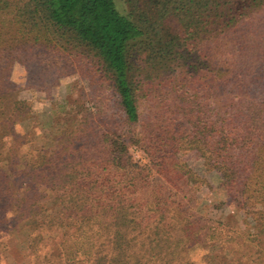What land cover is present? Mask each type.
Instances as JSON below:
<instances>
[{"label":"trees","instance_id":"1","mask_svg":"<svg viewBox=\"0 0 264 264\" xmlns=\"http://www.w3.org/2000/svg\"><path fill=\"white\" fill-rule=\"evenodd\" d=\"M29 45L54 58L82 54L110 81L124 125L102 130L108 174L70 144L22 155L8 148L32 110L10 78ZM151 97L189 132L145 119L141 100ZM62 130L61 142H74L76 130ZM132 145L149 163L133 160ZM194 153L217 176L214 194L225 201L215 202L254 221L228 236L220 251L232 258L220 264H264V0H0V264L5 237L26 221L34 264H196L187 252L203 225L191 208L170 213L147 185L155 173L171 175L174 186L209 185L185 157ZM170 215L174 232L164 226ZM47 234L52 248L43 254Z\"/></svg>","mask_w":264,"mask_h":264},{"label":"rangeland","instance_id":"2","mask_svg":"<svg viewBox=\"0 0 264 264\" xmlns=\"http://www.w3.org/2000/svg\"><path fill=\"white\" fill-rule=\"evenodd\" d=\"M140 5L146 6L143 3ZM165 25L171 31H175L178 26L172 18L167 19ZM21 57L22 61H14L10 78L17 86L15 97L28 101L32 110L27 119L16 125L14 136L7 137L8 148L15 146L19 151L21 150L20 155H22L33 148L58 151L70 144L75 148V157L85 154L86 159L92 158L101 162L105 169L106 153L100 140L102 130L104 127L118 129L124 125L123 112L110 81L94 72L82 54L54 58L42 45H29ZM141 112L147 120L172 122L178 133L189 132L186 121L176 114H170L165 101L153 97L142 99ZM80 128L85 130L78 131ZM62 129H66L67 132L76 130L73 134L74 142L66 136L61 142L59 135ZM27 138L30 141L24 144ZM130 154L133 160L141 165L149 163L148 156L138 146L132 145ZM185 157L193 170L208 177L209 185L197 186L175 182L174 186L168 178L171 175L158 173L148 179L147 185L159 194L158 198L164 208L172 207L170 213H174L175 208H179L180 211L191 208L198 224L203 225L199 242L188 248L187 254L191 260L196 264L225 263L232 256L220 251L221 246L229 245L228 236L232 235L233 230L245 228L243 219H247L252 225L254 221L251 216L245 218L244 212L237 213L226 202L217 204L215 200L225 201V198H216L214 194L217 188V176L214 173H205L204 160L199 155L194 153ZM25 160L26 158L23 157L22 162L19 163L20 167ZM104 173L108 174V171L105 169ZM50 197L45 200L47 208L52 207L53 198ZM54 211L61 212V209L55 207ZM46 214L47 212H44L39 219H43ZM220 223L223 225L220 226ZM176 224V220L171 215L164 221V226L173 232ZM28 225L26 221L21 226L12 228L5 237L9 247L2 264H34L35 259L28 250L32 233ZM210 228H218L217 238H211V234H208L212 231ZM68 229L74 230L71 226ZM251 231L254 232L255 229L252 228ZM51 248L47 234L41 245L42 253L45 254Z\"/></svg>","mask_w":264,"mask_h":264}]
</instances>
